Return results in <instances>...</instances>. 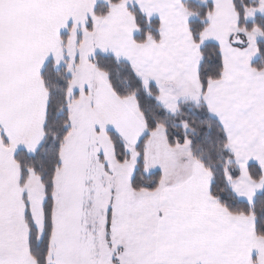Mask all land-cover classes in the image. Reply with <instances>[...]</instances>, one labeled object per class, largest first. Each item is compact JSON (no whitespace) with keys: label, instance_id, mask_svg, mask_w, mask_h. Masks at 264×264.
Returning <instances> with one entry per match:
<instances>
[{"label":"snow or ice","instance_id":"snow-or-ice-1","mask_svg":"<svg viewBox=\"0 0 264 264\" xmlns=\"http://www.w3.org/2000/svg\"><path fill=\"white\" fill-rule=\"evenodd\" d=\"M0 264H264V0H0Z\"/></svg>","mask_w":264,"mask_h":264}]
</instances>
